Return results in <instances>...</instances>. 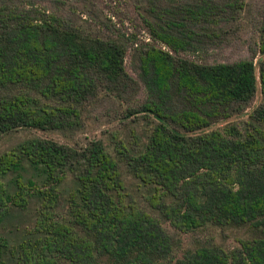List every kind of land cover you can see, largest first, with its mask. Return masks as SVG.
Masks as SVG:
<instances>
[{"label": "trees", "instance_id": "1", "mask_svg": "<svg viewBox=\"0 0 264 264\" xmlns=\"http://www.w3.org/2000/svg\"><path fill=\"white\" fill-rule=\"evenodd\" d=\"M27 1L0 0V138L78 132L102 94L127 104L126 121L153 127L136 146L34 138L2 154L0 264H264V24L257 64H200L181 53L217 37L220 5H150L144 22L167 49L135 50L147 98L131 106L140 83L126 68L129 40ZM259 87L262 101L247 121L211 129L244 115ZM125 172L148 190V209L133 200ZM28 210L32 224L7 233ZM166 223L178 233L210 226L247 237L233 249L204 243L177 258L180 241Z\"/></svg>", "mask_w": 264, "mask_h": 264}, {"label": "rangeland", "instance_id": "2", "mask_svg": "<svg viewBox=\"0 0 264 264\" xmlns=\"http://www.w3.org/2000/svg\"><path fill=\"white\" fill-rule=\"evenodd\" d=\"M197 0H28V8L47 12L58 13L74 23H82L90 26L100 35L129 40L126 68L128 73L140 83L136 98L131 106H137L145 102L147 91L141 84L136 71L137 61L135 50L144 44H162L155 42L144 22L147 16L145 11L150 5H156L158 9L167 6H189ZM200 1V0H198ZM222 8V16L216 27L217 37L198 49H190L181 53V57L200 64H233L244 60H254L258 63L261 58L259 47L261 42L260 30L264 24V0H212ZM151 7V6H150ZM164 49H167L164 47ZM262 95L260 87L249 105L246 113L220 122L211 129L223 128L227 124L242 125L247 121L249 114L261 103ZM130 103V102H129ZM117 100L105 95H100L92 100L86 110L84 127L74 133H62L58 131H41L33 129H21L4 135L0 138V156L15 146L34 138L54 140L58 143L70 146H83L91 140H101L112 150L118 140L133 141L134 145L142 143L141 137L149 133L153 125L141 120L131 122L123 119V110L127 107ZM210 129V130H211ZM135 131L134 138L132 131ZM141 140L137 141L136 138ZM124 180L134 201L145 209L149 192L138 180L125 172ZM71 185V182L68 184ZM65 204L59 210L60 215L66 214ZM33 212L17 213L10 224L6 226V232L21 230L29 227L33 222ZM164 226L180 241L175 256L182 258L186 250L204 243H212L233 249L239 246L240 240L247 237L245 230L222 229L206 227L191 233H178L169 224Z\"/></svg>", "mask_w": 264, "mask_h": 264}]
</instances>
